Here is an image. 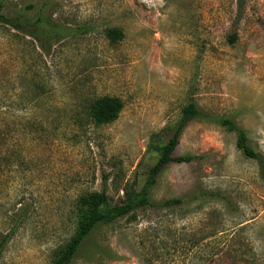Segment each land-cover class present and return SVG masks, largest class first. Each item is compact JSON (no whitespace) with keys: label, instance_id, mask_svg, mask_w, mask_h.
<instances>
[{"label":"rangeland","instance_id":"1","mask_svg":"<svg viewBox=\"0 0 264 264\" xmlns=\"http://www.w3.org/2000/svg\"><path fill=\"white\" fill-rule=\"evenodd\" d=\"M5 1L67 29L42 48L0 24V264H51L80 196L138 191L190 100L231 117L264 156V0ZM101 96L123 106L96 125ZM181 155L192 158L165 164L150 191L158 205L96 227L70 264H264L258 162L204 120L182 131Z\"/></svg>","mask_w":264,"mask_h":264},{"label":"trees","instance_id":"2","mask_svg":"<svg viewBox=\"0 0 264 264\" xmlns=\"http://www.w3.org/2000/svg\"><path fill=\"white\" fill-rule=\"evenodd\" d=\"M26 7L32 8L30 4H27ZM0 24L33 37L42 48L51 39L63 36L67 29L65 26L52 22L42 7L32 19L20 9L10 8L5 0H0ZM106 35L112 40H119L123 37V32L120 28L113 27L106 29ZM122 106V101L118 97L101 96L90 102L88 115L96 125L108 124L117 119ZM192 120L214 122L227 131L233 132L236 136V147L245 157L256 160L261 170L264 171V156L250 146L249 138L240 125L231 117L211 115L201 110L193 100H190L181 108L180 118L173 127L171 136L159 148V155L149 168L145 181L138 191L124 189V198L116 203L110 201L104 186L99 191H92L78 198L75 206L77 219L75 231L58 248L51 264H70L88 236L99 225L114 222L137 209L158 205L150 200V191L163 166L170 161L185 162L192 158L189 155L173 156L182 131ZM214 196L226 199L222 194H214ZM180 202V199L175 198L166 200L159 205L170 206ZM7 239L8 236L0 239V255Z\"/></svg>","mask_w":264,"mask_h":264}]
</instances>
